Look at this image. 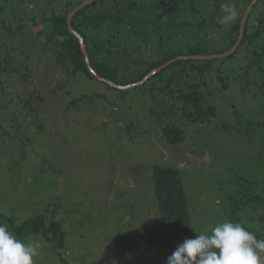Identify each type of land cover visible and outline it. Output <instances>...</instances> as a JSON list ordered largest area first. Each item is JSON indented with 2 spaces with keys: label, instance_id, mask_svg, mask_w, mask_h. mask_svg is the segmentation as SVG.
<instances>
[{
  "label": "rangeland",
  "instance_id": "obj_1",
  "mask_svg": "<svg viewBox=\"0 0 264 264\" xmlns=\"http://www.w3.org/2000/svg\"><path fill=\"white\" fill-rule=\"evenodd\" d=\"M7 2L0 13V27L5 25L0 59L6 57L7 29L23 22L29 30L30 20L33 32L43 29L41 21L52 13L51 6L58 12L64 0ZM29 46L37 69L28 72L25 83L3 76L11 92L0 100V224L17 239L39 244L34 264H63L61 259L67 264H117L115 237L155 220L156 166L180 171L194 238L222 222L219 205L240 178L264 184V137L243 132L236 118L250 96L231 90L228 97L240 106L238 113L230 111L231 100L225 99L217 104L216 118L204 125L174 114L171 120L184 140L172 144L162 136V107L148 94L139 89L121 93L85 73L68 78L60 65L54 68L42 43ZM41 62L49 63L51 72ZM237 63L227 62L223 69L233 76ZM124 66H119L122 74ZM36 94L43 96L38 105ZM128 122L132 127L126 133ZM39 215H54L61 223V257L41 234L19 237L10 227ZM170 252L152 251L129 264H167Z\"/></svg>",
  "mask_w": 264,
  "mask_h": 264
},
{
  "label": "trees",
  "instance_id": "obj_2",
  "mask_svg": "<svg viewBox=\"0 0 264 264\" xmlns=\"http://www.w3.org/2000/svg\"><path fill=\"white\" fill-rule=\"evenodd\" d=\"M82 1L64 0L58 12L51 6L52 13L41 21L44 26L41 30H31L32 20L29 30L23 22L18 23L16 29H7L6 57L0 59V100L11 92L4 75L8 78L15 76L23 84L28 72L35 70L36 65H32L28 50L33 42L42 43L45 52L50 51L54 68L60 65L66 77L85 73L95 79L87 70L78 39L69 32L66 23L68 14ZM252 1L99 0L78 11L71 24L84 40L94 71L106 80L129 85L141 81L149 72L176 57L207 56L228 51L238 38L242 18ZM222 4H230L237 13L234 20L223 24L219 22L225 14ZM8 6L7 0H0V13ZM4 26L0 27V32ZM37 27L38 23L35 24ZM21 31L23 37H19ZM40 37L43 40L39 41ZM237 60L245 64L243 68ZM227 62L239 64L235 75L231 76L223 69ZM122 63L125 64L124 74L119 70ZM44 67L51 72L49 63ZM65 84V80L61 81L59 88H64ZM106 86L112 88L108 84ZM133 89H139L143 96L148 94L158 109L162 107V136L169 143L177 144L184 140L181 130L171 120L174 114H180L194 124H207L216 118L217 104L232 99L228 97L231 90L232 94L236 91L251 97L249 104L244 103L247 107L244 113L236 116L242 131L263 138L264 0H258L253 6L246 19L242 41L232 55L210 60L180 59L140 86L117 90L125 93ZM36 100V104H40L43 96L36 94ZM232 100L230 111L237 114L241 108ZM31 103L29 98L27 105ZM30 110L33 112L37 108L30 107ZM131 124L128 122L126 133L130 132ZM152 175L153 196L157 201L153 211L155 220L127 229L115 237L117 264H129L146 253L161 249H168L172 255V251L186 238H194L180 171L156 166ZM236 185L219 205L222 222L239 223L257 239H264V184L242 177ZM10 227L19 237L25 232L41 234L61 257L59 250L64 247V240L61 223L54 215L50 218L39 215L24 221L19 227ZM61 263L67 264L62 259Z\"/></svg>",
  "mask_w": 264,
  "mask_h": 264
},
{
  "label": "clouds",
  "instance_id": "obj_3",
  "mask_svg": "<svg viewBox=\"0 0 264 264\" xmlns=\"http://www.w3.org/2000/svg\"><path fill=\"white\" fill-rule=\"evenodd\" d=\"M220 23L234 20L237 13L230 4H222ZM39 244L17 239L8 227L0 224V264H34ZM167 264H264V239L239 223H218L208 233L186 238Z\"/></svg>",
  "mask_w": 264,
  "mask_h": 264
},
{
  "label": "water",
  "instance_id": "obj_4",
  "mask_svg": "<svg viewBox=\"0 0 264 264\" xmlns=\"http://www.w3.org/2000/svg\"><path fill=\"white\" fill-rule=\"evenodd\" d=\"M96 1H99V0H85L82 4H80L79 6H77L76 8H74L67 16V20H66V23H67V27H68V30L69 32L75 36L78 41H79V44H80V50L84 56V60H85V64H86V67H87V70L89 71V73L97 80L101 81V82H104L106 84H108L109 86H111L112 88H115V89H118V90H128V89H131V88H134V87H137V86H140L141 84H143L145 81H147L149 78H151L152 76H154L155 74H157L159 71H161L164 67L168 66L169 64H171L172 62L174 61H177V60H180V59H192V60H210V59H222V58H226L230 55H232L235 50L237 49V47L239 46V44L241 43L242 41V38H243V35H244V29H245V23H246V19L248 17V15L250 14L253 6L256 4V2L258 0H253L249 6L247 7V10L242 18V21H241V26H240V30H239V35H238V38L235 42V44L226 52H223L221 54H215V55H207V56H201V55H195V56H190V57H176L172 60H169L168 62H166L165 64H163L162 66L152 70L151 72H149L141 81L139 82H136V83H132V84H129V85H119V84H116L110 80H106L104 79L103 77H101L100 75H98L94 69L91 67V64H90V59L88 57V54H87V50H86V47H85V43H84V40L83 38L73 29L72 27V19L74 17V15L82 10L83 8H85L86 6L90 5V4H93L94 2ZM0 94H1V84H0Z\"/></svg>",
  "mask_w": 264,
  "mask_h": 264
}]
</instances>
